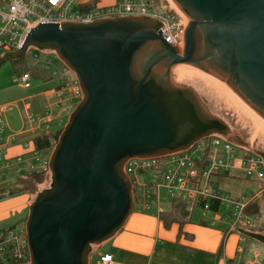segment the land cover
I'll return each mask as SVG.
<instances>
[{
  "label": "water",
  "instance_id": "water-1",
  "mask_svg": "<svg viewBox=\"0 0 264 264\" xmlns=\"http://www.w3.org/2000/svg\"><path fill=\"white\" fill-rule=\"evenodd\" d=\"M171 1L188 21L182 50L161 37L163 24L126 17L38 24L4 55L51 51L83 94L51 152L50 185L29 208L28 264H88L92 247L122 229L133 211L126 160L229 135V123L180 83L178 68L218 78L264 121V0ZM247 138L264 161V145ZM241 233L264 245L263 234Z\"/></svg>",
  "mask_w": 264,
  "mask_h": 264
},
{
  "label": "built area",
  "instance_id": "built-area-1",
  "mask_svg": "<svg viewBox=\"0 0 264 264\" xmlns=\"http://www.w3.org/2000/svg\"><path fill=\"white\" fill-rule=\"evenodd\" d=\"M156 13L151 11L150 0H117L110 6H98L94 0H0V50L11 53L19 50L30 32L38 24H82L88 25L104 19L150 18L163 24L159 30L161 37L172 47L183 49L187 19L178 11L164 4ZM37 59V55L34 56ZM50 61L48 60V63ZM59 73L51 72L63 87L60 96L74 104L83 97L76 77L70 78L71 72L61 63ZM17 81L25 88L30 87V74L24 72ZM72 83L70 93L66 87ZM6 108L0 105V149L8 140H14V133L5 135ZM44 118L29 114L26 119L38 127L44 126L45 132L52 122L50 108L45 109ZM221 136L212 134L200 139L188 149L157 158L128 159L122 171L131 184L133 209L151 212L160 216L164 211L160 203L161 191L171 199L181 201L185 210L190 212L195 207L209 211L210 203L230 213L223 215L224 220L233 219V229L256 231L260 221L255 206L264 201V187L252 194L229 198L220 192L216 184L218 178L241 171L247 178L264 181V161L253 150L238 146V143L222 141ZM23 149L30 154V162L23 173L29 175L50 173L49 159H44L30 143H24ZM238 149L240 156H235ZM14 163H21L17 157ZM9 159L0 152V184H15L21 176L12 168ZM214 179V180H213ZM30 256L26 235L16 234L12 230H0V264H28ZM99 264H113L111 255H104Z\"/></svg>",
  "mask_w": 264,
  "mask_h": 264
},
{
  "label": "crops",
  "instance_id": "crops-1",
  "mask_svg": "<svg viewBox=\"0 0 264 264\" xmlns=\"http://www.w3.org/2000/svg\"><path fill=\"white\" fill-rule=\"evenodd\" d=\"M94 1H99L102 6H110L117 0ZM10 61L14 62L15 60ZM2 63L4 62L0 61V65ZM44 73L45 71L42 69H36L29 73L30 80L33 78L37 81L34 84L36 90L52 84L50 88L31 96L32 98L42 96L46 101L44 107L41 108L39 102L37 104L36 101H33L32 106L24 104L23 113L25 116L27 115L26 111L32 115L41 112L44 114L45 109L49 107L52 122L56 120L58 123H62L63 118H65V121L68 120L70 103L65 101L64 96L59 95L63 87L59 84L58 79L52 77L51 73L48 77ZM54 79L56 83L53 84L50 80ZM32 85L28 89H31ZM27 99V97L21 98L19 101L25 102ZM49 100L52 103H48ZM14 104V102L0 104L6 108L4 134L7 135L13 132L15 135L14 140H8L5 146L0 149V152L5 155L6 159H9L12 168L17 170L21 176L17 178L15 184H0V189L5 186H15L19 181L26 179L23 173L30 162V154L23 149L24 143H30L34 146V139L37 137H47L51 142L55 135L62 131L60 129L54 133H49V130L45 132L35 124H32V127H28V125L26 127L25 121L20 118V115H18L19 122H12L11 115L7 116L6 113L7 109ZM56 109L59 110V113L55 116L57 118H53ZM48 150L45 149L42 153H39L40 156L47 159L46 152ZM17 157H21V163L13 162ZM218 179L216 180L217 187H219ZM178 202H173V199H171L168 204L169 208L167 210L163 209L164 212L157 217L149 211L139 212L136 209L133 210L120 231L105 242L92 248L88 264H99V259L104 255H111L113 264H264L262 244L244 236L241 233L243 229H233V222H230V219H223L225 213L222 207H218L216 211L210 209L209 211H203L199 206L188 212L185 210L184 204ZM261 205L264 207V201L258 202L255 211L261 225V228L257 230L263 234L264 217H262ZM25 209L26 200L24 196L17 198L5 196L0 199V226L10 223L11 218L20 221V216ZM183 211L186 214L184 216L182 215ZM203 212H208L212 218L207 216V219L204 220L202 217L206 215ZM13 213H16V215L14 216ZM215 216H219L221 219L216 220L213 218Z\"/></svg>",
  "mask_w": 264,
  "mask_h": 264
},
{
  "label": "rangeland",
  "instance_id": "rangeland-1",
  "mask_svg": "<svg viewBox=\"0 0 264 264\" xmlns=\"http://www.w3.org/2000/svg\"><path fill=\"white\" fill-rule=\"evenodd\" d=\"M167 4V0H150L151 3V11L156 13L160 10L162 6V2ZM99 1H96L98 6H102ZM37 55V59L34 57ZM4 53L0 50V61L3 59ZM48 60L50 61L48 63ZM61 62L55 55V53L51 51H42L36 48L30 47V50L23 56L21 59L15 60L12 62L10 60L4 61L0 65V104H6L7 102H14L15 104L12 105L7 109V116H10L12 122H19L18 115L22 118L27 127H32V124L26 121V116L29 112L26 111V116L23 113V106L24 104H29L32 106L33 101H36L39 106H42L46 103L45 99L40 96L38 98H32L31 96L34 93L40 92L44 89L50 88L52 84H49L47 87H43L39 90H36L34 84L37 82L30 80V85H32L31 89H25L18 81V77H20L21 72L27 71L31 73L33 70L42 69L45 71V76H49L52 71H55L57 74L59 73V69L61 67ZM191 70L187 69H180V83L186 84L189 88H192L193 91L198 95L200 101L206 109L209 111L211 115H214L216 118H219L222 121L229 123L230 133L228 136L221 138V146L223 145L224 140H228L232 143H238V146L245 147L247 150H251V145L247 137H252V143L256 144H263L264 145V126L259 123L256 119V116L253 114V111L249 106L244 105L243 101L232 92V90L228 86H224L226 84L220 83L215 80H211L206 78L205 76L200 75ZM24 73V72H23ZM70 78L74 77L72 72H68ZM16 79V81H15ZM52 83H56L55 79L50 80ZM39 82V81H38ZM47 83V82H43ZM72 83L67 82L66 87L68 88V92L70 93L72 88ZM28 98L25 102H20L19 99L21 98ZM48 103H52L51 100ZM79 101H76L74 104H69V112L71 113ZM243 104V106H242ZM44 107V106H43ZM245 109V110H244ZM247 111V112H246ZM32 113L34 111L32 109ZM59 113V110H54L53 118ZM44 118V114L41 112L40 114L34 115V117ZM253 116V117H252ZM63 118L62 123H58V121H53L48 125L49 133H54L56 130L63 129L65 124L67 123ZM34 124V123H33ZM36 125V124H35ZM40 129L45 130L44 126H41ZM220 136V135H219ZM59 137V136H58ZM58 140V139H57ZM53 142V141H52ZM57 142V141H56ZM52 149H49L46 154L48 158L52 152ZM256 154H261L259 152L254 151ZM235 156H240L239 150H235ZM40 176V181H36L34 179L27 178L26 180L22 181L25 184V190L20 195H13L11 197L17 198L20 196H24L26 200V209L24 210L23 214L20 216V221L14 220L11 218V222L6 224L5 226H0V230H12L16 234H25V223L29 215V208L33 201L35 200L36 195L49 187L50 185V173L42 174ZM214 180V179H213ZM5 184H8L5 182ZM18 185V184H17ZM218 186L221 193L227 195L229 198H236L241 195L252 194L257 189L264 187V181H255L254 179L247 178L241 171L231 173L226 177H222L218 179ZM160 196L163 200L160 203L161 208L168 209L169 203L171 198L168 194H165L161 191ZM135 210V209H133ZM199 211V210H198ZM206 216L202 217L204 220L207 219V216L211 217L208 212H203ZM225 215L230 213V209L228 211H224ZM261 213L262 217H264V207L261 205ZM15 216L16 213H13ZM219 216H221L219 214ZM219 216L213 217L214 219L218 220L221 219ZM212 218V217H211ZM233 222V219L229 220ZM263 222V221H262ZM264 227V226H262ZM12 228V229H7ZM261 228V227H260ZM258 228V229H260ZM257 233L261 234L259 230L256 231ZM264 234V231H262ZM264 250V246L261 245ZM94 248V247H92Z\"/></svg>",
  "mask_w": 264,
  "mask_h": 264
},
{
  "label": "trees",
  "instance_id": "trees-1",
  "mask_svg": "<svg viewBox=\"0 0 264 264\" xmlns=\"http://www.w3.org/2000/svg\"><path fill=\"white\" fill-rule=\"evenodd\" d=\"M1 61L4 62L6 60H4V58H3ZM59 135H60V133L58 132L55 135V137L53 139V142L52 141L50 142V140L47 137H37L36 139H34V146L33 147H35V149L39 153H42L45 149H52L56 145V141H57ZM25 178L26 179L30 178V179H34L36 181H40V176L39 175H29V176H27ZM22 181H24V180H22ZM22 181H19L18 185L5 186L4 188L0 189V199L4 198L5 196L11 197L13 195L22 194L23 191L25 190V188H24L25 184ZM173 202H178V201H176V199H173ZM178 203L181 204V202H178ZM217 209H218V203L217 202L213 201L212 203H210V210L216 211ZM182 215L183 216L186 215L184 211H183Z\"/></svg>",
  "mask_w": 264,
  "mask_h": 264
},
{
  "label": "bare ground",
  "instance_id": "bare-ground-1",
  "mask_svg": "<svg viewBox=\"0 0 264 264\" xmlns=\"http://www.w3.org/2000/svg\"><path fill=\"white\" fill-rule=\"evenodd\" d=\"M167 2L170 4V6L172 7V8H174L176 11H178L181 15H183L181 12H180V10L176 7V5L171 1V0H167ZM184 16V15H183ZM188 70V69H187ZM190 70V69H189ZM192 71V70H191ZM193 73H195V72H193ZM198 74L200 73L201 75H203V76H205L206 78H209V79H211V80H215V81H218V82H220V83H224V82H222L221 80H219L218 78H216V77H214V76H212V75H210V74H208V73H203V72H197ZM178 74H179V68H178ZM199 74V75H200ZM179 79H180V74H179ZM181 80V79H180ZM225 84V83H224ZM224 86H227V85H224ZM244 104V103H243ZM243 104H242V106H243ZM245 110V109H244ZM252 110V109H251ZM253 111V110H252ZM247 112V111H246ZM253 117V116H252ZM256 119L258 120V121H260L259 123H261L263 126H264V121H261L258 117H256Z\"/></svg>",
  "mask_w": 264,
  "mask_h": 264
}]
</instances>
